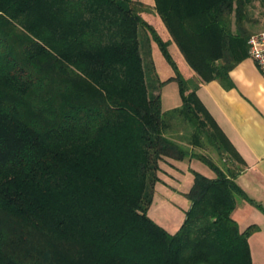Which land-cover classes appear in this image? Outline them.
Masks as SVG:
<instances>
[{
	"label": "trees",
	"instance_id": "16d2710c",
	"mask_svg": "<svg viewBox=\"0 0 264 264\" xmlns=\"http://www.w3.org/2000/svg\"><path fill=\"white\" fill-rule=\"evenodd\" d=\"M257 1L155 0L189 81L140 0H0V264H253L259 226L233 212L237 197L264 205L237 183L242 158L197 91L234 85ZM140 27L176 71L163 82H178V107L150 92ZM207 144L229 165L194 150ZM193 158L216 175L192 169L171 233L148 214L159 171Z\"/></svg>",
	"mask_w": 264,
	"mask_h": 264
},
{
	"label": "crops",
	"instance_id": "0c3cea01",
	"mask_svg": "<svg viewBox=\"0 0 264 264\" xmlns=\"http://www.w3.org/2000/svg\"><path fill=\"white\" fill-rule=\"evenodd\" d=\"M167 33V40L173 43L170 32ZM180 54L184 58L182 52ZM194 75L193 70L191 77ZM230 76L232 87L213 79L202 82L197 92L242 158L243 170L236 178L237 183L256 203L264 205V74L248 56L231 70ZM194 160L187 159L189 167ZM178 163L171 161L170 165L179 168ZM233 216L242 230L252 224L259 226L251 234L249 243L253 264H264V213L241 199Z\"/></svg>",
	"mask_w": 264,
	"mask_h": 264
},
{
	"label": "rangeland",
	"instance_id": "374dc122",
	"mask_svg": "<svg viewBox=\"0 0 264 264\" xmlns=\"http://www.w3.org/2000/svg\"><path fill=\"white\" fill-rule=\"evenodd\" d=\"M146 4L143 12L144 18L151 23L164 40H167L169 34L165 24L154 5L155 0H140ZM254 18L257 19L255 31L264 29V5L257 1L253 8ZM141 51L144 57L146 67L147 82L152 95L161 94L165 110H170L181 105L182 98L179 91V85L176 80L166 81L172 75L176 74L175 69L168 62L160 46L153 37L150 30L146 31L140 27ZM169 51L176 61L179 71L190 81L193 70L189 66L185 57L180 54L179 47L173 42L169 43ZM162 82V83H161ZM191 132V131H190ZM210 156L221 167L229 165L227 155H221L210 144L206 148H194V150ZM178 167L162 163V171H159L160 181L157 182L154 190L153 201L148 210V214L159 224L164 226L171 233L176 232L183 223L186 210L190 206V200L185 196L193 183L192 169L203 173L216 175V173L203 161L195 159L192 168L189 167L187 160L179 161ZM240 201L241 198L237 197Z\"/></svg>",
	"mask_w": 264,
	"mask_h": 264
},
{
	"label": "built area",
	"instance_id": "2783aa9c",
	"mask_svg": "<svg viewBox=\"0 0 264 264\" xmlns=\"http://www.w3.org/2000/svg\"><path fill=\"white\" fill-rule=\"evenodd\" d=\"M249 56L264 74V30L254 33L248 39Z\"/></svg>",
	"mask_w": 264,
	"mask_h": 264
}]
</instances>
